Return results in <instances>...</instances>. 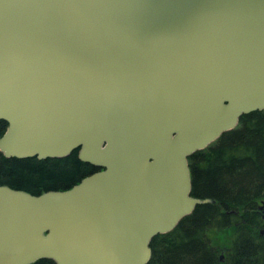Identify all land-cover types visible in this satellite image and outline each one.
Returning a JSON list of instances; mask_svg holds the SVG:
<instances>
[{
    "label": "water",
    "instance_id": "1",
    "mask_svg": "<svg viewBox=\"0 0 264 264\" xmlns=\"http://www.w3.org/2000/svg\"><path fill=\"white\" fill-rule=\"evenodd\" d=\"M257 111L264 0H0V152L99 169L66 191L0 185V264H148L213 203L189 158Z\"/></svg>",
    "mask_w": 264,
    "mask_h": 264
},
{
    "label": "trees",
    "instance_id": "2",
    "mask_svg": "<svg viewBox=\"0 0 264 264\" xmlns=\"http://www.w3.org/2000/svg\"><path fill=\"white\" fill-rule=\"evenodd\" d=\"M6 130L0 121V138ZM189 165L192 196L213 203L155 237L148 264H264V111L242 116L235 130L191 156ZM98 171L81 162L78 151L42 161L0 152V185L32 195L69 190Z\"/></svg>",
    "mask_w": 264,
    "mask_h": 264
},
{
    "label": "rangeland",
    "instance_id": "3",
    "mask_svg": "<svg viewBox=\"0 0 264 264\" xmlns=\"http://www.w3.org/2000/svg\"><path fill=\"white\" fill-rule=\"evenodd\" d=\"M260 212H262V214L264 216V207L260 210Z\"/></svg>",
    "mask_w": 264,
    "mask_h": 264
},
{
    "label": "flooded vegetation",
    "instance_id": "4",
    "mask_svg": "<svg viewBox=\"0 0 264 264\" xmlns=\"http://www.w3.org/2000/svg\"><path fill=\"white\" fill-rule=\"evenodd\" d=\"M39 263V261H37V262H35V263H33V264H38Z\"/></svg>",
    "mask_w": 264,
    "mask_h": 264
}]
</instances>
